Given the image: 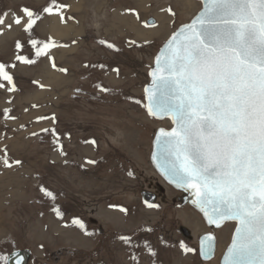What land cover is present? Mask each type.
Here are the masks:
<instances>
[{
  "label": "rangeland",
  "instance_id": "rangeland-1",
  "mask_svg": "<svg viewBox=\"0 0 264 264\" xmlns=\"http://www.w3.org/2000/svg\"><path fill=\"white\" fill-rule=\"evenodd\" d=\"M191 1L193 11L187 0H57L67 5L60 27L81 30L78 36L70 32L58 38L51 20L60 16L42 11L50 0H0V14H8L0 32V63L15 65L7 70L16 88L8 92L6 81L0 88V149L21 161L11 168L0 164V256L26 250L27 264H219L234 224L213 232L214 257L201 262L197 240L210 230L194 210L177 204L178 193L149 162L156 130L170 128L171 122L149 118L143 107V88L158 50L201 8L199 0ZM22 7L40 13L31 38L56 43L49 50L56 68L47 56L31 65L15 60L18 54L34 58L29 34L6 26ZM168 8L175 15L164 11L167 34L144 39L162 26L157 16ZM17 41L24 46L19 52ZM60 68L67 71H58L63 80L54 88L48 74ZM6 108L14 119L5 118ZM42 129H55L65 155L54 146L51 131ZM41 185L55 194L54 201L43 196ZM143 191L156 196L151 203L158 207L146 206ZM74 218L83 222V231L72 224ZM181 242L196 252L184 253Z\"/></svg>",
  "mask_w": 264,
  "mask_h": 264
},
{
  "label": "snow or ice",
  "instance_id": "snow-or-ice-1",
  "mask_svg": "<svg viewBox=\"0 0 264 264\" xmlns=\"http://www.w3.org/2000/svg\"><path fill=\"white\" fill-rule=\"evenodd\" d=\"M200 2L201 10L171 34L148 73L151 83L144 88L143 107L149 118L171 122L170 128L161 127L155 133L152 162L168 183L191 194L192 204L207 225L218 229L227 221L235 222L222 264H264V0ZM66 7L50 0L42 11L59 15L63 22ZM162 11L175 15L171 8ZM7 16L0 14V32ZM39 19L40 13L28 7L12 14L7 28L15 25L29 34L34 57L18 54L15 60L31 65L47 56L56 68L49 51L56 43L51 38L48 42L31 38ZM145 26L155 24L145 22ZM98 43L115 48L104 40ZM15 47L19 52L24 46L17 41ZM9 67L15 65L0 63V88L6 81L10 86L7 91L13 92L16 88ZM114 71L118 74V69ZM97 88L109 91L101 85ZM9 111L4 109L3 115L14 119ZM42 131H51L54 146L65 155L55 129ZM90 143L95 145V141ZM0 152L4 167L21 164L9 159L6 148ZM39 190L55 200V194L43 185ZM146 206L158 207L152 203ZM52 211L61 216L59 208ZM72 224L84 230L80 219L74 218ZM120 239L131 244L129 237ZM180 248L186 254L196 252L183 242ZM214 249L215 236L208 232L200 238L199 255L210 260ZM148 251L155 254L150 247ZM0 264H8V257L0 256Z\"/></svg>",
  "mask_w": 264,
  "mask_h": 264
},
{
  "label": "water",
  "instance_id": "water-1",
  "mask_svg": "<svg viewBox=\"0 0 264 264\" xmlns=\"http://www.w3.org/2000/svg\"><path fill=\"white\" fill-rule=\"evenodd\" d=\"M199 2H200V0H199ZM200 5H201V8H202V4H201V2H200ZM201 8H200V10H201ZM199 10V11H200ZM198 11V12H199ZM198 12L196 13V15L198 14ZM195 15V16H196ZM195 16H193L192 18H191V20L195 17ZM191 20L188 22V23H190L191 22ZM180 27V26H179ZM178 27V28H179ZM177 28V29H178ZM176 29V30H177ZM175 30V31H176ZM174 31V32H175ZM171 36V35H170ZM169 36V37H170ZM168 40V39H167ZM166 40V41H167ZM164 45V44H163ZM162 45V46H163ZM161 46V47H162ZM161 47H160V49H161ZM160 49L158 50V52H157V54L159 53V51H160ZM156 54V55H157ZM156 57V56H155ZM155 57H154V60H155ZM154 60H153V64H152V67L154 66ZM148 79H149V83L147 84V85H145L144 86V88L146 87V86H148L150 83H151V78L149 77V75H148ZM144 88H143V98H144ZM144 103H146V101L144 100ZM155 120H157V119H155ZM164 120H167V119H164ZM157 121H162V120H157ZM159 129V128H158ZM157 129V130H158ZM156 130V131H157ZM156 133V132H155ZM154 139H155V135H154V137H153V139H152V141H151V152H150V155H149V162H150V165L152 166V168H153V170L155 171V173L157 174V176L163 181V183L166 185V186H168V187H170L171 189H173L175 192H177L178 193V196H177V198H176V202H177V204L178 205H180V206H188V207H190L192 210H194L199 216H200V218H201V220L203 221V223H204V225L210 230V232L214 235V231L215 230H217V228H215L214 226H209V225H207V223L205 222V220H204V218H203V215H202V213L192 204V196H191V194L189 193V192H186V191H184L183 189H178V188H176L174 185H172V184H170V183H168V181L167 180H165L164 179V177L159 173V171L156 169V167H155V165L153 164V162H152V152H153V141H154ZM141 196H142V199H143V201L144 202H152V201H154V199H155V195H153L152 193H149V192H145V191H143L142 193H141ZM228 223H231V224H234V229H235V227H236V224H235V222L234 221H227V222H225L224 224H223V226L225 225V224H228ZM222 226V227H223ZM221 227V228H222ZM218 229H220V228H218ZM234 229H233V231H232V234H233V232H234ZM179 232L182 234V236L183 237H185V238H187L188 240H190V236H189V234H188V232H187V230L185 229V228H179ZM207 234V233H206ZM232 234H231V238H232ZM205 234H203V235H201L199 238H198V240H197V246H198V257H199V260L201 261V262H208V261H210V260H212L213 259V257H214V253H213V255H212V258L210 259V260H206V259H204V258H202L200 255H199V248H200V238L202 237V236H204ZM230 242H231V240H230ZM230 244V243H229ZM229 246V245H228ZM226 250H227V248H226ZM226 250L224 251V253H223V255L221 256V258H220V260H219V264H222V259H223V256H224V254H225V252H226ZM214 252H215V249H214ZM18 254V255H17ZM29 252L28 251H26V250H17V251H14V252H12L9 256H8V264H17V260H20V264H27V261H28V259H29Z\"/></svg>",
  "mask_w": 264,
  "mask_h": 264
},
{
  "label": "crops",
  "instance_id": "crops-1",
  "mask_svg": "<svg viewBox=\"0 0 264 264\" xmlns=\"http://www.w3.org/2000/svg\"><path fill=\"white\" fill-rule=\"evenodd\" d=\"M90 4V3H89ZM77 10H80V13H81V11H82V9L80 8V9H77ZM56 17V16H55ZM158 17V16H157ZM51 22L53 23L52 24V27H51V31L54 33V35L56 36V37H58V38H67V37H69L70 36V32L72 33V32H74L75 33V35H80L81 33V30H77L76 32L71 28V26H69V27H67V28H62V27H60V25H61V19H60V17H56L55 19H53V20H51ZM167 24V23H166ZM59 26V27H58ZM58 28V29H57ZM56 32H58V33H56ZM78 32V33H77ZM57 34H59V35H57ZM148 34V33H147ZM150 35H156L157 37H159V35L158 34H155V33H151ZM58 40H60V39H58ZM64 57V56H63ZM52 72V73H51ZM51 72H49V74H48V78L47 79H51L53 82V86H54V88L55 87H57V86H61V84H60V82H62V80H63V78L59 75L58 77L56 76V75H58L59 74V72H58V70H55V71H51ZM53 72H54V74H53ZM50 73H51V75H50ZM51 80H50V82H51Z\"/></svg>",
  "mask_w": 264,
  "mask_h": 264
},
{
  "label": "bare ground",
  "instance_id": "bare-ground-1",
  "mask_svg": "<svg viewBox=\"0 0 264 264\" xmlns=\"http://www.w3.org/2000/svg\"><path fill=\"white\" fill-rule=\"evenodd\" d=\"M183 1V0H182ZM145 2V1H144ZM187 4H188V6H190V8H191V10L190 11H193L194 9H196L195 7V3L194 2H192L191 0H187ZM184 3V2H183ZM188 6H186V7H188ZM185 7V6H184ZM183 8V7H182ZM183 10V9H182ZM184 12H186V11H184ZM189 12V11H188ZM158 13V12H157ZM179 13V12H178ZM166 15V13H164V11H163V14L161 15L160 14V16H158V20L160 21V23H162V24H160V25H162L161 27H159L158 28V30H153V31H151V33H155V34H158L159 35V37H157L156 35H154V36H156L155 37V39H157L158 40V38H161V36H162V34H164V33H166L167 34V32H168V26H167V28H165V26L167 25H165V22H167L168 23V18L165 16ZM65 28H66V26H65ZM58 29V28H57ZM137 31V30H136ZM146 32V31H145ZM56 33H58V32H56ZM78 33V32H77ZM81 33V32H80ZM57 35H59V34H57ZM146 35V36H145ZM144 36L145 37H143L144 39L145 38H151L152 39V35H148V34H145ZM155 39H152V40H155ZM150 40V39H149ZM63 57V56H62ZM51 72V71H50ZM52 73V72H51ZM51 73H50V75H51ZM53 74H54V72H53ZM57 77H58V75H56ZM156 201V200H155ZM153 202V201H152ZM148 203H151V202H147V204ZM196 225H197V223H196ZM200 226V225H199ZM216 239V238H215ZM216 251V250H215ZM214 254H215V252H214Z\"/></svg>",
  "mask_w": 264,
  "mask_h": 264
},
{
  "label": "flooded vegetation",
  "instance_id": "flooded-vegetation-1",
  "mask_svg": "<svg viewBox=\"0 0 264 264\" xmlns=\"http://www.w3.org/2000/svg\"><path fill=\"white\" fill-rule=\"evenodd\" d=\"M170 188V187H169ZM173 190V189H172ZM174 191V190H173Z\"/></svg>",
  "mask_w": 264,
  "mask_h": 264
}]
</instances>
